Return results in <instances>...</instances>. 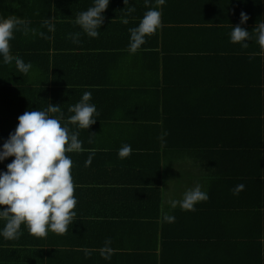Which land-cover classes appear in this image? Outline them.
Masks as SVG:
<instances>
[{"label": "crops", "instance_id": "crops-1", "mask_svg": "<svg viewBox=\"0 0 264 264\" xmlns=\"http://www.w3.org/2000/svg\"><path fill=\"white\" fill-rule=\"evenodd\" d=\"M165 4V22L161 21L160 26L175 29L167 36L162 32L165 45L159 37L160 43L152 46L161 49L163 58L173 59L167 82L162 78L163 70L156 76L148 73L153 69L150 62L154 64L155 48L137 49L134 53L99 52L81 47L88 45L81 40L89 37H79L80 44H74L67 38L71 32L65 28L54 34L60 49L48 52L44 61L30 51V71L46 68L50 74L60 72L83 82L75 87L60 85L47 89L42 95V106H36L35 99L21 97L16 90L19 85L8 81L9 75L12 77L17 71L15 66L0 64V145L14 130L17 117L26 110L45 108L48 103L59 105L60 112L50 115L60 118L63 125L71 115L69 106L80 98L66 99L62 91H91V103L99 112L95 123L87 130L67 125L70 132H79L82 142L80 152L67 153L73 162L76 217L64 234L49 232L42 247L58 249L66 238L71 239L72 243L67 242L71 252H64L69 258L67 264H264V240L257 239L264 233V153L262 159L251 150L255 157L246 156L252 162L237 157L231 160L226 151L244 154L243 149L222 144L230 139L237 144L249 129L254 132L258 127L255 116L262 105L251 99L258 107L256 114H252L247 104L241 105L242 100H237L234 119L231 118L234 126L229 128L225 119L220 117L225 121L222 122L219 115L213 118L211 114L216 112L214 100L224 104L231 98L213 99L209 91L216 86L238 92L239 89L232 90L226 84V76L233 73V80H238L233 86L246 91L244 96L249 92V96L259 100L264 95V55H255L259 51L255 39L248 41L247 48H241L228 38L232 25L239 23L241 11L249 17L241 27L249 32L264 21V0H166ZM30 6L33 5L23 0H0V14L21 19L20 14ZM51 13L50 10L45 14V19L49 17L61 27L70 25L65 24L71 22L67 11H61V17ZM30 22L29 27L34 28V22ZM220 29H227V34ZM20 38L21 33L17 32L13 43L10 42L19 52ZM29 39L34 41V36ZM71 45L80 46L68 49ZM227 45L228 50H224ZM220 52H235L244 55V59L223 74L225 83L214 84L213 72L221 68L213 65L212 56ZM139 59L146 64H139ZM250 81L252 84L244 85ZM55 89L62 91L53 93ZM165 107L174 117L163 113ZM242 110L246 114L239 115ZM239 116L247 119L240 121ZM225 124L227 130L223 128ZM165 127L169 135L176 133L181 143H188L184 138H189L197 147H183L174 137L166 140ZM123 144L131 145L133 152L126 159H119L117 151ZM89 156L91 163L86 167ZM226 172L235 176L223 177ZM239 184L244 189L233 195L231 189ZM196 185L207 192L208 199L196 203L195 211L170 207L171 200L181 199L185 191ZM167 216L174 217V221L168 222ZM248 234L256 237L246 240ZM109 238L112 254L110 260H105L101 249ZM5 242L0 238V248ZM85 250L90 254L86 256ZM27 255L29 260L24 261L19 254L13 264H37L36 258L40 256L33 251ZM40 260L45 264L46 259Z\"/></svg>", "mask_w": 264, "mask_h": 264}, {"label": "clouds", "instance_id": "clouds-1", "mask_svg": "<svg viewBox=\"0 0 264 264\" xmlns=\"http://www.w3.org/2000/svg\"><path fill=\"white\" fill-rule=\"evenodd\" d=\"M123 2L124 5L129 4V0ZM165 2L166 0H155L158 6ZM108 5L109 0H92L91 6L80 11L73 21L81 31L69 33L67 38L74 44L80 42L81 32L89 38H98V30L104 20L103 13ZM133 11V7L127 9L128 13ZM160 16L158 7H150L136 27L129 29L130 52L134 53L144 43L145 37L159 28ZM248 19V15L241 11L239 23L232 25L228 34L229 42L247 48L248 41L254 38L259 46L255 55H264V21L256 24L249 32L241 27ZM122 22L128 23L127 19ZM30 23L15 15L0 16V64L14 65L21 75L28 74L32 64L11 55L10 41L14 39L15 33L49 38L43 31L30 28ZM41 27L47 28L49 33L55 30L50 18L44 19ZM91 99V91H84L80 99L69 106L68 112L71 115L63 125L60 118L50 115L60 112L59 105L50 103L45 108L26 110L17 117L18 123L14 130L0 145V162L13 157L5 165L6 170H0V238L7 241L19 239L22 235L21 225L27 229L29 235L37 238H43L49 232L62 235L73 223L76 217L73 209L77 200L71 174L73 162L67 153L80 152L82 142L78 139L79 132H70L67 125L72 124L78 130H87L95 123L99 112ZM132 152L131 145L123 144L118 149L117 156L119 159H126ZM90 163L91 156L85 161V166ZM243 189L244 185L239 184L231 191L233 195H238ZM207 199V192L202 191L200 185H196L185 191L181 199L171 200L169 204L171 208L179 206L181 210L195 211L194 205ZM166 219L173 222L175 218L167 216ZM110 243L109 238L101 249V256L105 260L111 259L112 250L108 247ZM89 254L85 250V255Z\"/></svg>", "mask_w": 264, "mask_h": 264}, {"label": "trees", "instance_id": "trees-1", "mask_svg": "<svg viewBox=\"0 0 264 264\" xmlns=\"http://www.w3.org/2000/svg\"><path fill=\"white\" fill-rule=\"evenodd\" d=\"M23 1L31 3L33 6L26 7L25 11L27 13L22 12V15L20 14L21 20L33 21L34 24L32 26L38 31H43L45 35L49 37L45 39L37 35V36H34V41H33L32 39H29L31 35L21 34L20 52L18 49L10 46V53L14 57H18L21 54V58L23 59L24 62H28L29 60L28 56L30 55V51L36 52V55L39 56L44 61L45 60L44 57L47 56L48 52L52 50H55V51L59 50L60 42L58 38H54L55 37L54 34L61 32L62 30L61 28H65L66 29V30L64 29L65 31H69L71 33L80 32L81 30L78 28V26H76L73 23V21L76 15L80 11L86 10L92 4V0H23ZM165 3L163 5L158 6L155 3V0H148L147 4L145 3V0H129V4L124 5L123 0H109V5L107 9L105 10V12L103 13L104 20L101 25V29L98 30L99 31L98 38H90V39H83V40L79 39V41L81 40L82 42L88 44V45L82 44L81 47L95 49L96 51H99V52L100 51L101 52L115 51L118 54H120L119 52L121 51L129 50L130 48L129 29L136 27L141 17L144 15L145 11L150 7L159 8L161 12V21L163 22L164 18L166 17V16H162V11L166 9ZM68 4L75 5V7H67ZM46 5L47 7H44ZM129 7L134 8V11L131 12V16H129V13L127 12V9ZM50 10L52 11L51 15L60 16V17H61V14H60L61 11H67L66 17L71 22H66L65 24H70V25L61 27L57 24H54V28H55L54 32L49 33L47 28L41 27V22L46 18L45 14H48ZM3 13L4 12H2L0 16H4ZM124 19H127L128 21L127 24L122 22ZM174 29L175 28H170V27L164 28L162 26H159V28L153 34L145 37L144 43H142L137 49L141 50V49H146L150 47V49L155 48L157 50L158 49L156 48L157 46H152V45L160 43L158 42L159 37H162L161 44L165 45V35L167 36L168 34H173ZM162 32H164L165 35ZM219 32H223V34L226 35L227 29L226 30L220 29ZM79 37H87V36L81 32V35ZM152 40L154 41L153 43H152ZM146 41H149V42H146ZM10 42L13 43V41H10ZM79 46L80 45H77V46L71 45L69 46L68 49H71V48L78 49ZM156 50L154 51V54H155L154 64L153 62H150L153 69L149 70L148 73H154V76H156V75H160L161 70H163L162 78L164 81L166 80L165 82H167L168 80L167 72L170 69V67L173 68V59L170 60L168 57L163 58L162 56H160L162 55L161 49H159V51L157 50L158 52ZM224 50H228V45L226 46V48H224ZM136 51H139V50H136ZM212 58L215 60L213 62V65L214 63L217 64L216 68H221V71L220 69H218L216 72H213V79L211 80V82L214 84L215 83L222 84V83H225L223 74L225 72H228L229 69L231 70L235 64L238 65L239 61L241 63L242 60L244 59V55H237L235 52L232 55H228L225 52H220L218 53L217 56H212ZM262 59L263 58H261V67L263 70L264 62L262 61ZM139 64H146V61L143 59H139ZM44 69L46 68L41 69L40 72L30 71L26 75H21L19 72L14 71L12 74V77H10L9 75L8 81H10L11 83V81L13 80L14 85H19V88L16 90H19L21 92L20 94L21 97L26 98L30 101H33L35 99L36 106H39V105L42 106L43 104H45L44 103L45 101L43 100L42 95H45L44 92L47 89L58 88V87H61L60 85H67V87H75L73 85H76V83L83 82L78 79H69L68 74H61L60 72L58 73L52 72V74H50L49 72H47V70H44ZM62 75H66L65 78H63ZM234 76L235 75L233 73H229L226 76V79L228 82L226 84H228V87H230V89L232 90L239 89L238 92L237 91L230 92L228 90L226 91V89L216 87V86L209 89V91H211L213 94V97H212L213 99L214 98L219 99L221 96L225 100L226 98H231L230 100H226L224 104L214 100L212 106H213V110H216V112L213 111L212 112L213 114L211 115L213 118L219 115L218 120L225 122L222 120V119H225L226 122H228L229 128H231L232 126H234V125H231V118L234 119L233 114L235 110L233 108L235 107L237 100L239 101L242 100L241 105L243 103H245V105L247 104L248 108L250 109V112L252 114L255 112L256 114L258 107L255 106V104L252 103L251 101V99L255 98L254 102L259 106L262 105V108H260L261 111L257 114V116H255L256 117L255 119L258 121V123H256L258 125V127L256 126L257 128H255L256 130L253 132L252 129H249L247 132L244 133L242 140L237 142V144H235L232 141V139H230L229 141H224L222 144L228 147H233L237 145L238 147H241L243 149L244 154H242L241 152L237 153L236 150L232 152L226 151V157L230 158L231 160H234L237 157L239 160L245 159L246 162H252L250 158L246 156L247 154H250L251 156L255 157V153H253L251 150H254L257 153H259V155L263 159L264 117L262 118V116L260 117V115L264 114V110H263L264 95L261 94L259 96V100L257 99L256 96L254 97L249 96V92H247V96H244L246 91H243V89H241L240 91V86H233L238 83V80H233ZM241 82L242 81H240V83ZM247 84H252V83L250 81L249 83H246L244 85L246 86ZM11 90L16 91L13 88H11ZM57 91H62V90L55 89L53 93H57ZM75 91L76 90L69 91L67 89H64L62 92H64V97H66V99L73 98V99L78 100L83 93L81 91L79 93H76ZM222 92H224V94H222ZM54 96H57V94ZM26 102L27 101L24 99V104H26ZM227 102L228 104H226ZM164 104L166 105V103ZM164 109L165 111L163 113H165V115H167L168 118L174 117V114H171V112L169 111L167 112L166 107ZM238 112H239V115L246 114V112H244L243 110L242 112L240 111ZM195 116H197L196 113H195ZM205 117H209V114ZM239 117H240V121L247 119L246 118L247 116H239ZM223 126H224L223 128L227 130L226 124ZM165 128H166V133H165L166 140L168 138L174 137L175 140L179 142V144L183 147L185 146H190L193 148L197 147L195 143L190 142L189 138H184L188 140V143H181L183 141L180 142V139L176 137V133L169 135V133L167 132L168 131L167 127ZM237 146H235V148L238 149ZM6 159H7V163H9L11 162L13 157H8ZM6 164H4L3 162L0 163V170H4V169L6 170L5 168ZM222 176L223 177L224 176L233 177L235 176V173L226 172V173H222ZM3 207H6V206H3ZM0 226H2V223H0ZM21 231H22V235L20 236L19 239L12 240V241L6 240L4 247L0 248V255H1L0 264L15 263L14 260L17 259L19 254L20 256L22 255V258L24 259V261H27L29 260L28 255H27L28 251H33V253L40 256L39 258H36L37 264H43V262H41L40 260L41 258L46 259L44 261L45 264H67V261L69 258L64 255V252L66 251L71 252L70 249L67 248V246H69L67 242L70 243L71 241L69 240L71 239L66 238V242L61 244L62 245L61 248L54 249V248L49 247V249L45 250L44 247H42V244L45 241L44 237L37 238L32 235H29L27 232V229L24 228L23 225H21ZM253 237H256V236H252L248 234L246 235V240L250 241ZM260 238L264 240V233L259 234V237L257 239L259 240ZM250 252L252 253L253 250H250ZM21 264H25V263H21ZM244 264H247V263H244Z\"/></svg>", "mask_w": 264, "mask_h": 264}]
</instances>
